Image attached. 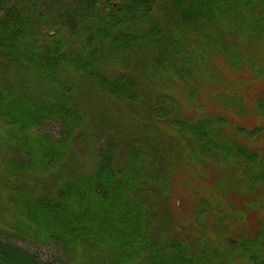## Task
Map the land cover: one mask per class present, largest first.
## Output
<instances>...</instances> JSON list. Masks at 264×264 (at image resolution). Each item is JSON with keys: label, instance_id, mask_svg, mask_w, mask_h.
Listing matches in <instances>:
<instances>
[{"label": "trees", "instance_id": "obj_1", "mask_svg": "<svg viewBox=\"0 0 264 264\" xmlns=\"http://www.w3.org/2000/svg\"><path fill=\"white\" fill-rule=\"evenodd\" d=\"M81 26L88 53L72 55L63 37ZM100 42L109 56L152 50L145 85L187 82L195 68L215 73L211 58L220 55L233 75L247 68L251 87L234 122H186L180 105L159 93L143 136L123 147L113 137L82 145L90 138L65 68L85 75L104 98L131 104L141 97L133 78L100 70L106 61L91 58ZM232 80L241 90L243 82ZM259 90L264 0H63L53 8L45 0H0V200L9 222L0 228V264H264V151L253 140H264ZM159 122L175 130L187 160L218 174L192 196L185 225L170 214L172 169L154 144ZM249 211L261 214L252 230Z\"/></svg>", "mask_w": 264, "mask_h": 264}, {"label": "rangeland", "instance_id": "obj_2", "mask_svg": "<svg viewBox=\"0 0 264 264\" xmlns=\"http://www.w3.org/2000/svg\"><path fill=\"white\" fill-rule=\"evenodd\" d=\"M61 1L63 0H45L46 4L52 8L57 7V4L59 5ZM154 9L162 13L161 8H158L157 5ZM84 28V26H81L75 35L69 36L65 34L63 41L66 44V52L72 55L88 53L85 49V40L88 34L84 32ZM51 30L53 28L47 29V31ZM163 30L166 33L170 29L168 26H165ZM92 47L95 49V55L91 56V58H101L104 60L103 62L106 61L103 66H100V70L102 67V69L110 74L130 76L136 81L137 88L140 90L139 96L141 97L138 98V101L131 104L104 98L92 81L87 79L85 75L80 74V72L74 73L69 67L65 68L62 72L63 81L71 84L73 87V96L80 107L84 120L82 129L84 128L90 138L88 143L87 141H83L84 143L82 145L91 146V144L100 143L109 137H113L116 143L120 147H123L125 145L124 143H127L134 136H143L145 134L144 128L148 127L147 124L149 123V119H151L148 111L157 105L159 100L157 96L159 93H165L167 97L169 95L177 106L180 105V118L186 122L195 121L207 116L212 118H225L228 121L232 120L234 122L237 116L238 106L242 101L241 97L245 94L247 86L251 87V84L246 80L250 75V72L246 71L247 68H243L242 72L233 75V73L227 70L229 67L226 59L220 55L211 58L217 69L215 73L195 68V72L191 73L190 79L187 82L179 80L169 81L165 80V78L158 80V82L156 80H150L151 82L145 85L140 78L143 79L142 76L149 75L145 58L152 57V50L149 51L144 45H140L137 49L120 56H109L110 52L107 51L105 43L100 42ZM232 79L237 80L236 82H243L241 90L236 89L237 87L234 86V80ZM148 91L149 96L144 95H148ZM263 91H256L254 96L257 95L256 93L261 96ZM189 98L191 100L188 104L186 101ZM241 117H244V114ZM165 125H167L165 122L153 123V131L158 138L157 141H154V144L157 145L160 157L164 161L167 159V163L170 164L169 168L172 169V176L168 188L170 192V205L173 203V206H171L173 212L170 210V214L180 225H185L193 219L191 216L192 213L190 214L192 196H196L198 191L203 190L200 186L204 185V183L207 185L209 182L216 181L218 174L215 175L217 171L214 170L213 172L207 163L204 166L203 163L193 164L192 161L187 160V157L183 153H180L182 143L180 144L175 141V130L169 131ZM126 127H131V130L127 134L118 132L119 129L123 130ZM44 128H49L52 132H55L56 129L54 124H49ZM224 134L228 137L232 135L230 131L228 133V129L226 128ZM253 140L255 141L254 148L259 150L260 153L264 151V140L258 141V136H255ZM173 145L178 148H176V151L180 154L178 155L175 152L174 156L168 158V149L170 150ZM83 152L85 155H88V146L87 148H83ZM235 197L238 202L242 204L246 203L245 197L236 195ZM0 198L3 200L5 198L4 194L1 193ZM1 203L2 201L0 200V228H3L1 224H7L9 222L7 221L8 216L6 217L5 214L2 215L1 213ZM247 214L248 217L255 216L253 219L250 218L251 224H249V230H252L253 227H256L257 221L255 219L257 216H261V214L256 215L252 211L247 212ZM15 243L18 246L36 250L41 254L48 253L47 248L29 245L26 241L18 240Z\"/></svg>", "mask_w": 264, "mask_h": 264}]
</instances>
